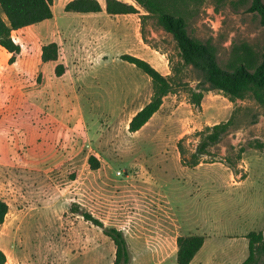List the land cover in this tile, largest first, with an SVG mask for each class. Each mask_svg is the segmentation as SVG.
<instances>
[{"label": "rangeland", "instance_id": "374dc122", "mask_svg": "<svg viewBox=\"0 0 264 264\" xmlns=\"http://www.w3.org/2000/svg\"><path fill=\"white\" fill-rule=\"evenodd\" d=\"M69 1L53 0L51 20L13 32L22 46L14 64L0 47L5 264H113L112 241L75 208L79 213L90 209L106 227H126L129 264H177L174 254L161 259L162 253L144 249V237L159 233L171 239L175 228L207 238L198 255L201 264H241L248 256L247 235L264 231V106L253 98L233 104L211 90L196 107L190 92L198 91V75L188 68L159 111L129 133L128 123L149 102L152 87L120 57L146 59L169 75L168 58L177 61L175 42L147 21L146 37L154 50L141 39L138 15L109 16L104 9L67 13ZM98 1L104 7V0ZM189 32L213 42L221 67L232 43L264 48V25L251 0H230L219 12L206 4ZM49 42L60 47L66 69L60 78L55 63L41 60V48ZM230 118L228 133L201 157V169L182 166L177 144L189 160L198 133ZM90 156L98 160V169L88 165ZM123 182L136 187L117 192ZM152 183L159 188L151 193L157 213L147 200Z\"/></svg>", "mask_w": 264, "mask_h": 264}, {"label": "trees", "instance_id": "16d2710c", "mask_svg": "<svg viewBox=\"0 0 264 264\" xmlns=\"http://www.w3.org/2000/svg\"><path fill=\"white\" fill-rule=\"evenodd\" d=\"M129 4L121 0H104V7L98 0H71L65 7L67 13L98 14L104 9L109 16L138 15L140 35L144 44L154 50L146 37L145 25L153 22V27L168 33L175 42L177 61L168 58L170 74L162 75L150 63L124 54L122 61L133 65L145 74L152 87L149 102L137 111L128 123L129 133L141 130L162 106L163 99L172 94L174 87L182 84L184 71L192 69L198 75L196 88L191 90L190 103L200 107L204 93L211 90L220 91L229 102L253 98L264 106V48L258 50L245 41L232 43L224 67L218 63V49L211 40H200L189 32L193 20L201 16L206 4H210L214 12H219L230 0H132ZM53 0H0V47L9 54L8 63L14 64L22 52V46L16 42L12 34L15 31L51 20ZM142 11V13L140 12ZM251 10L261 16L264 25V3L262 0H251ZM41 60L44 63H55L54 74L57 78L65 75L66 69L60 61V47L56 42H49L41 48ZM232 118L226 122L207 126L198 133L199 143L190 159L186 160L185 150L179 142L178 153L182 166L193 168L198 166L201 157L207 154L208 148L217 145L232 126ZM92 170L100 164L94 156L87 160ZM8 213V205L0 200V226ZM85 222L102 230L115 248L113 264H129L130 257L123 232L114 227H106L88 212H80ZM248 256L241 264H264V231L251 232L247 235ZM204 237L200 235L179 236L176 239V263L190 264L201 249ZM6 263V256L0 249V264Z\"/></svg>", "mask_w": 264, "mask_h": 264}, {"label": "crops", "instance_id": "0c3cea01", "mask_svg": "<svg viewBox=\"0 0 264 264\" xmlns=\"http://www.w3.org/2000/svg\"><path fill=\"white\" fill-rule=\"evenodd\" d=\"M102 5V4H101ZM103 7V6H102ZM126 16V15H124ZM19 31V30H18ZM16 32V31H15ZM155 53H158L156 51H154ZM134 56V55H133ZM142 59V58H141ZM145 61H147L146 59H144ZM155 61L159 63V57H155ZM148 62V61H147ZM149 63V62H148ZM202 164H199L197 166V169H201ZM178 181V180H177ZM118 190L117 192H123V191H133V188L136 187L134 184L131 183H127V182H123L121 185H118ZM157 184L156 183H152L151 185L147 186V191L150 195L147 196V200L148 202L151 204L150 205V211H152L153 213H157L159 211L158 208V204H156V197H152L151 193L154 192V190H158L159 188H156ZM135 190V189H134ZM149 196H151V199L149 198ZM152 200V203H151ZM155 202V203H154ZM89 212L91 214V210L89 209ZM92 215V214H91ZM93 216V215H92ZM94 217V216H93ZM96 218V217H95ZM102 222V221H101ZM103 223V222H102ZM104 224V223H103ZM177 227V226H176ZM97 228V227H96ZM115 228L121 230L124 234V231L126 229L125 226L123 225H116ZM99 229V228H98ZM180 232H182V230L175 228L173 231V237H171V239H167V238H163L159 236V233H151V235L149 237H144V244L146 246L145 251L150 253V254H158V253H162L163 256L161 257V259H166L168 256L170 255H176V251H177V246H176V239L179 236H190V235H194V234H186V235H182ZM125 236V234H124ZM105 239V238H103ZM207 241V238L204 237V243L203 246L205 244V242ZM203 246L201 247V249L197 252V254L195 255V257L193 258L192 262L190 264H201L198 260V255L200 254ZM115 253V252H114Z\"/></svg>", "mask_w": 264, "mask_h": 264}, {"label": "built area", "instance_id": "2783aa9c", "mask_svg": "<svg viewBox=\"0 0 264 264\" xmlns=\"http://www.w3.org/2000/svg\"><path fill=\"white\" fill-rule=\"evenodd\" d=\"M119 174V173H118Z\"/></svg>", "mask_w": 264, "mask_h": 264}]
</instances>
